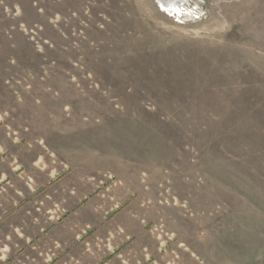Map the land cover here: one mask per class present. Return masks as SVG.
<instances>
[{
    "label": "rangeland",
    "instance_id": "374dc122",
    "mask_svg": "<svg viewBox=\"0 0 264 264\" xmlns=\"http://www.w3.org/2000/svg\"><path fill=\"white\" fill-rule=\"evenodd\" d=\"M0 264H264V0H0Z\"/></svg>",
    "mask_w": 264,
    "mask_h": 264
},
{
    "label": "water",
    "instance_id": "95a60500",
    "mask_svg": "<svg viewBox=\"0 0 264 264\" xmlns=\"http://www.w3.org/2000/svg\"><path fill=\"white\" fill-rule=\"evenodd\" d=\"M155 1L158 3V5H159L161 8L166 9L167 6H166V5H161L159 2H161V3H167V2H170V3H172V4H176L178 0H155Z\"/></svg>",
    "mask_w": 264,
    "mask_h": 264
},
{
    "label": "bare ground",
    "instance_id": "6f19581e",
    "mask_svg": "<svg viewBox=\"0 0 264 264\" xmlns=\"http://www.w3.org/2000/svg\"><path fill=\"white\" fill-rule=\"evenodd\" d=\"M161 5H166L167 6V9H170L173 5L175 6V4H172L170 2H167V3H161L159 2Z\"/></svg>",
    "mask_w": 264,
    "mask_h": 264
}]
</instances>
